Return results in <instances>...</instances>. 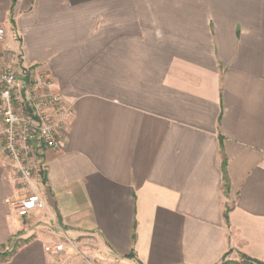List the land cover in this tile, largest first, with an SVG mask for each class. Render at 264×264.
I'll return each mask as SVG.
<instances>
[{"label":"crops","instance_id":"obj_1","mask_svg":"<svg viewBox=\"0 0 264 264\" xmlns=\"http://www.w3.org/2000/svg\"><path fill=\"white\" fill-rule=\"evenodd\" d=\"M0 27L72 108L42 210L0 157V264H264V0H0Z\"/></svg>","mask_w":264,"mask_h":264},{"label":"built area","instance_id":"obj_2","mask_svg":"<svg viewBox=\"0 0 264 264\" xmlns=\"http://www.w3.org/2000/svg\"><path fill=\"white\" fill-rule=\"evenodd\" d=\"M4 31L0 27V41ZM23 88L29 92L23 96ZM72 108L63 103L45 77L25 85L13 69L0 62V157L29 191L11 202L21 217L45 207L43 197L31 189L44 174L42 152L58 149ZM63 243L45 245L51 253L63 251Z\"/></svg>","mask_w":264,"mask_h":264},{"label":"trees","instance_id":"obj_3","mask_svg":"<svg viewBox=\"0 0 264 264\" xmlns=\"http://www.w3.org/2000/svg\"><path fill=\"white\" fill-rule=\"evenodd\" d=\"M134 238V236H133ZM133 253L131 252L128 256H132ZM220 264H262L261 262L254 260L246 255L241 254L240 260H230V259H223Z\"/></svg>","mask_w":264,"mask_h":264},{"label":"rangeland","instance_id":"obj_4","mask_svg":"<svg viewBox=\"0 0 264 264\" xmlns=\"http://www.w3.org/2000/svg\"><path fill=\"white\" fill-rule=\"evenodd\" d=\"M237 260H240V257H239ZM100 262H101V264H105V263L102 262V258H101V261H100ZM110 264H111V263H110Z\"/></svg>","mask_w":264,"mask_h":264}]
</instances>
